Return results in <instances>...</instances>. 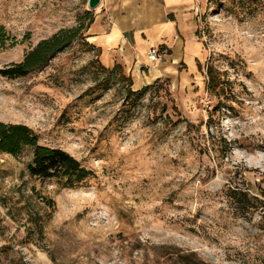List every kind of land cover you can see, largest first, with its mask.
<instances>
[{"label":"rangeland","instance_id":"1","mask_svg":"<svg viewBox=\"0 0 264 264\" xmlns=\"http://www.w3.org/2000/svg\"><path fill=\"white\" fill-rule=\"evenodd\" d=\"M195 2L193 70L165 57L128 85L76 42L0 78V122L92 174L63 188L28 175L30 150L0 152V264H264V0ZM85 11L87 0H0V69Z\"/></svg>","mask_w":264,"mask_h":264},{"label":"crops","instance_id":"2","mask_svg":"<svg viewBox=\"0 0 264 264\" xmlns=\"http://www.w3.org/2000/svg\"><path fill=\"white\" fill-rule=\"evenodd\" d=\"M197 11L195 0H100L86 41L97 50L101 66H118L131 79L145 69L156 75L158 64L147 58L150 49L193 70L202 58Z\"/></svg>","mask_w":264,"mask_h":264},{"label":"trees","instance_id":"3","mask_svg":"<svg viewBox=\"0 0 264 264\" xmlns=\"http://www.w3.org/2000/svg\"><path fill=\"white\" fill-rule=\"evenodd\" d=\"M92 22V11H85L77 21L76 27L57 31L49 38L39 41L24 55L21 62L1 68L0 78H24L33 72L39 71L45 68L58 54L64 52L76 42H82L87 48H93L86 42L85 36ZM7 41L4 30L0 27V49L5 47ZM100 67L103 72L110 75L117 73L123 81L130 85V77L125 78L118 66H114L111 70L101 65ZM206 74L208 86L214 87L217 79L216 73L212 68L207 67ZM148 89L149 87L145 86L136 92L128 90V94L130 93L129 95L135 96L138 100ZM25 149L31 152V161L27 165V173L31 178L42 181L55 180L63 188H74L92 175L67 152L58 148L40 145L37 136L28 127L21 124H4L0 122V152L18 157ZM232 195L239 205L245 208H253V203L246 193L233 191Z\"/></svg>","mask_w":264,"mask_h":264},{"label":"built area","instance_id":"4","mask_svg":"<svg viewBox=\"0 0 264 264\" xmlns=\"http://www.w3.org/2000/svg\"><path fill=\"white\" fill-rule=\"evenodd\" d=\"M147 58L153 64H157L161 60V55L155 49H150L147 53Z\"/></svg>","mask_w":264,"mask_h":264},{"label":"water","instance_id":"5","mask_svg":"<svg viewBox=\"0 0 264 264\" xmlns=\"http://www.w3.org/2000/svg\"><path fill=\"white\" fill-rule=\"evenodd\" d=\"M100 4V0H87V8L90 11L95 10Z\"/></svg>","mask_w":264,"mask_h":264},{"label":"bare ground","instance_id":"6","mask_svg":"<svg viewBox=\"0 0 264 264\" xmlns=\"http://www.w3.org/2000/svg\"><path fill=\"white\" fill-rule=\"evenodd\" d=\"M158 69L157 68H154V72L155 73H158L159 71H157ZM166 71H168L169 69H165Z\"/></svg>","mask_w":264,"mask_h":264}]
</instances>
